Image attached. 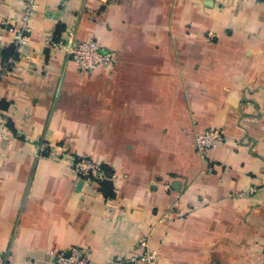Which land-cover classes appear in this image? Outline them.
Listing matches in <instances>:
<instances>
[{
	"label": "crops",
	"instance_id": "1",
	"mask_svg": "<svg viewBox=\"0 0 264 264\" xmlns=\"http://www.w3.org/2000/svg\"><path fill=\"white\" fill-rule=\"evenodd\" d=\"M27 2L0 0V264H104L144 236L142 264H264V0H37L15 53ZM89 41L114 64L79 71L66 44Z\"/></svg>",
	"mask_w": 264,
	"mask_h": 264
},
{
	"label": "built area",
	"instance_id": "2",
	"mask_svg": "<svg viewBox=\"0 0 264 264\" xmlns=\"http://www.w3.org/2000/svg\"><path fill=\"white\" fill-rule=\"evenodd\" d=\"M37 0H28L24 8L23 20L21 27H7L11 35V42L14 52L27 45L25 33L27 24ZM52 47H64L62 42L55 43L50 41ZM67 53L76 67L81 72H90L99 67H108L114 64L115 54L104 49L95 41L89 42H70L67 45ZM66 49V48H65ZM16 61L15 55H9L6 58L0 56V81L11 72ZM222 141V133L218 130H207L199 132L194 138L195 150L204 154L208 149L217 147ZM72 169L79 177L85 181L94 183H103L107 181V176L100 164L96 163L89 157L80 156L72 163ZM134 256L128 259L114 260L104 264H142L150 263L155 259L153 253L147 250V236L140 239L135 246ZM52 264H92L87 255L79 248L73 247L67 253H59L52 260Z\"/></svg>",
	"mask_w": 264,
	"mask_h": 264
},
{
	"label": "trees",
	"instance_id": "3",
	"mask_svg": "<svg viewBox=\"0 0 264 264\" xmlns=\"http://www.w3.org/2000/svg\"><path fill=\"white\" fill-rule=\"evenodd\" d=\"M104 171L108 172V169L103 167ZM100 189L102 190V192L104 193V195L106 196H110V192H111V186L109 183L103 182L100 184Z\"/></svg>",
	"mask_w": 264,
	"mask_h": 264
}]
</instances>
